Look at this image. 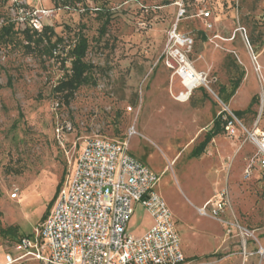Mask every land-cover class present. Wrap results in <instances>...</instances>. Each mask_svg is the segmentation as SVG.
Returning <instances> with one entry per match:
<instances>
[{
	"label": "rangeland",
	"instance_id": "obj_1",
	"mask_svg": "<svg viewBox=\"0 0 264 264\" xmlns=\"http://www.w3.org/2000/svg\"><path fill=\"white\" fill-rule=\"evenodd\" d=\"M43 6L55 10L46 22L57 41L53 49L47 40L28 46L17 25L5 34L13 15L10 0H0V264L8 254L18 256L19 235L33 236L49 216L72 177L76 150L94 136L128 140L130 153L157 172L185 264H264V0H46ZM181 9L186 15L178 21ZM176 25L194 40L189 59L207 78L186 99L182 79L165 64ZM80 37L92 68L65 101L55 88L71 73ZM223 112L235 134L225 126L197 159L194 148ZM236 112L245 113L242 120ZM60 123L72 125L64 144L56 137ZM132 128L137 134L129 139ZM221 193L228 205L220 218L228 225L197 210ZM152 225L137 204L129 232L140 237Z\"/></svg>",
	"mask_w": 264,
	"mask_h": 264
},
{
	"label": "built area",
	"instance_id": "obj_2",
	"mask_svg": "<svg viewBox=\"0 0 264 264\" xmlns=\"http://www.w3.org/2000/svg\"><path fill=\"white\" fill-rule=\"evenodd\" d=\"M45 1L10 0L13 22L23 30L42 32L55 15L53 8L43 6ZM185 15L186 10L181 9L178 21ZM202 16L208 18L210 13L203 11ZM170 43L166 67L184 84L192 64L189 54L194 40L179 34L176 25ZM201 77V85L207 86V78ZM201 85H193L183 94L189 97ZM226 129L235 134L233 119ZM71 131L70 123H60L56 137L64 144V136ZM136 134L135 128L130 129L129 139ZM77 147L75 143L74 149ZM76 151L72 177L60 190L49 216L33 236L16 243L18 256L8 254L5 264L29 259L39 264H185L176 222L156 191L159 176L130 153L129 141L88 137ZM137 204L153 220L152 228L140 237L128 230ZM227 205L226 195L221 193L216 202H207L197 210L203 217L211 216L228 225L220 218Z\"/></svg>",
	"mask_w": 264,
	"mask_h": 264
},
{
	"label": "trees",
	"instance_id": "obj_3",
	"mask_svg": "<svg viewBox=\"0 0 264 264\" xmlns=\"http://www.w3.org/2000/svg\"><path fill=\"white\" fill-rule=\"evenodd\" d=\"M17 28L16 24H11L3 28L5 34H12L14 29ZM19 30V29H17ZM22 35L29 41V45H37L44 40H47V46L53 49L57 45V41L52 43V38L50 36H54L52 29L49 27H45L42 32L32 31L31 29L21 30ZM38 39H35V38ZM46 38V39H45ZM88 50L87 40L80 37L76 45L73 47L71 51V73L61 81L55 88V92L58 94L64 95V100L69 101L76 91L87 82L88 73L91 70V65L85 62L86 52ZM52 52V50H51ZM239 82V81H238ZM244 112H236L234 115L237 119L242 120L244 116ZM227 118V119H225ZM232 118L227 115V113L223 112L213 123V128L207 133L204 142L200 145L199 148L194 150L193 156L196 158L199 157L205 147L211 142L213 137L219 134L218 128L225 127L229 120ZM24 236L19 235L16 243H18Z\"/></svg>",
	"mask_w": 264,
	"mask_h": 264
},
{
	"label": "bare ground",
	"instance_id": "obj_4",
	"mask_svg": "<svg viewBox=\"0 0 264 264\" xmlns=\"http://www.w3.org/2000/svg\"><path fill=\"white\" fill-rule=\"evenodd\" d=\"M190 65L191 66L187 74L188 76H186L185 83L183 84L184 87H186L187 91L191 90L193 85L197 86L203 84V78L201 77V74L195 69L192 64ZM182 97L185 99L187 98L186 94H183Z\"/></svg>",
	"mask_w": 264,
	"mask_h": 264
},
{
	"label": "crops",
	"instance_id": "obj_5",
	"mask_svg": "<svg viewBox=\"0 0 264 264\" xmlns=\"http://www.w3.org/2000/svg\"><path fill=\"white\" fill-rule=\"evenodd\" d=\"M202 90H204V89H202ZM184 91L186 92L185 89H184ZM184 91H183V92H184ZM185 92H184V93H185ZM189 96H190V95H189ZM221 114H222V113H221ZM221 114H220V115H221ZM220 115H218V116L215 118V120H216ZM215 120H214V121H215ZM213 123H214V122H213ZM212 128H213V125H212V127L208 130V132H209ZM223 128H224V127H219V128H218V132H219L218 135H220V134L222 133ZM208 132H207V133H208ZM218 135H217V136H218ZM217 136L213 137V139L211 140V142H212ZM204 140H205V139H204ZM204 140H203L199 145H197V146L194 148V150L197 149V148H199L200 145L204 142ZM211 142H209V144L205 147V149L202 151L201 155H200L199 157H197V159L200 158V157L205 153V151L207 150V148H208V146L211 144ZM134 157H135V156H134ZM135 158H136V157H135ZM137 159H138V158H137ZM138 160H139V159H138ZM140 161H141V160H140ZM141 162H142V161H141ZM144 164H145V163H144ZM145 165H146V164H145ZM148 167H149V166H148ZM149 168H150V167H149ZM150 169H151V168H150ZM151 170H153V169H151ZM153 171H154V170H153ZM154 172H155V171H154ZM155 173H157V172H155ZM156 191H157V193L161 196V194H160V193L158 192V190H157V187H156ZM161 197H162V196H161ZM162 199L164 200L163 197H162ZM164 201H165V200H164ZM165 203H166V201H165ZM205 203H206V202H205ZM205 203H204V204H205ZM166 204H167V203H166ZM204 204H203V205H204ZM203 205H202V206H203ZM202 206H201V207H202ZM168 207H169V206H168ZM169 209H170V208H169ZM176 225H177V224H176ZM152 226H153V225H152ZM152 226L149 228V230L152 228ZM149 230H148V231H149ZM148 231H147V232H148Z\"/></svg>",
	"mask_w": 264,
	"mask_h": 264
}]
</instances>
